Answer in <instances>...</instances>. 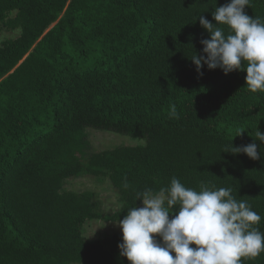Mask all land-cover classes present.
<instances>
[{
    "label": "trees",
    "instance_id": "16d2710c",
    "mask_svg": "<svg viewBox=\"0 0 264 264\" xmlns=\"http://www.w3.org/2000/svg\"><path fill=\"white\" fill-rule=\"evenodd\" d=\"M229 2L0 0V26L21 29L0 43V264H130L122 232L90 238L85 225L122 220L142 205L137 192L173 177L231 187L264 232V91L246 87V62L200 75L190 59L210 39L200 15L216 23ZM245 11L264 20V0ZM90 127L144 143L96 151ZM253 142L261 160L223 152ZM84 175L110 181L115 211L92 190L66 189ZM241 264H264V252Z\"/></svg>",
    "mask_w": 264,
    "mask_h": 264
},
{
    "label": "clouds",
    "instance_id": "9594fccd",
    "mask_svg": "<svg viewBox=\"0 0 264 264\" xmlns=\"http://www.w3.org/2000/svg\"><path fill=\"white\" fill-rule=\"evenodd\" d=\"M249 4L250 0H230L215 7L212 17L216 23L200 15L199 23L210 39L201 40L203 54L196 51L190 59L200 75L204 65L227 75L246 62V87L257 92L264 91V20L247 14ZM170 116L179 118L175 105H171ZM255 136L264 143V132L258 129ZM223 152L243 153L252 160L262 157L255 142L231 143ZM123 187H129L127 181ZM232 192L231 187L204 183L199 190L188 188L176 177L158 191L145 188L137 192L143 206L128 209L118 221L123 241L118 245L120 255L130 264H241L242 258L259 256L264 252V232L256 225L262 218Z\"/></svg>",
    "mask_w": 264,
    "mask_h": 264
},
{
    "label": "rangeland",
    "instance_id": "374dc122",
    "mask_svg": "<svg viewBox=\"0 0 264 264\" xmlns=\"http://www.w3.org/2000/svg\"><path fill=\"white\" fill-rule=\"evenodd\" d=\"M21 29L10 30L0 26V43L7 38H14L20 35ZM93 149L101 151L111 149L118 145H137L144 143V140L135 139L129 135L116 132L100 130L93 127L88 128ZM66 189L82 192L92 190L96 192L103 201L104 209L113 212L119 206L117 194L110 183L98 181L95 176L84 175L70 178L66 183ZM143 204L140 206L142 207ZM116 232H122L118 222H106L102 220H91L85 225V234L90 238H104Z\"/></svg>",
    "mask_w": 264,
    "mask_h": 264
}]
</instances>
